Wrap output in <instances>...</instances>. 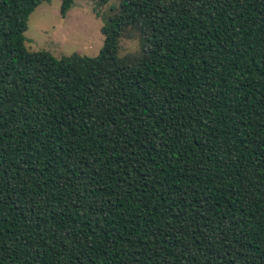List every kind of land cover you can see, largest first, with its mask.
<instances>
[{"label":"trees","instance_id":"1","mask_svg":"<svg viewBox=\"0 0 264 264\" xmlns=\"http://www.w3.org/2000/svg\"><path fill=\"white\" fill-rule=\"evenodd\" d=\"M45 1L0 0V264H264V0H120L61 58Z\"/></svg>","mask_w":264,"mask_h":264},{"label":"rangeland","instance_id":"2","mask_svg":"<svg viewBox=\"0 0 264 264\" xmlns=\"http://www.w3.org/2000/svg\"><path fill=\"white\" fill-rule=\"evenodd\" d=\"M119 1L98 5L92 0H75L65 16L61 13L62 0L45 1L29 17L25 45L30 51L46 50L57 58L76 52L97 56L104 44V17ZM142 44L138 32L126 29L119 40L118 55L132 62L141 53Z\"/></svg>","mask_w":264,"mask_h":264}]
</instances>
